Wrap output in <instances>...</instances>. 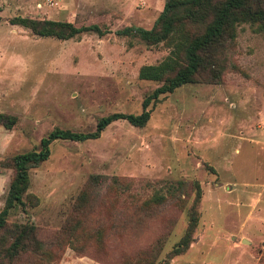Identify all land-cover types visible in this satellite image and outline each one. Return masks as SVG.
<instances>
[{"label": "rangeland", "instance_id": "1", "mask_svg": "<svg viewBox=\"0 0 264 264\" xmlns=\"http://www.w3.org/2000/svg\"><path fill=\"white\" fill-rule=\"evenodd\" d=\"M164 3L0 0V113L17 118L9 130L0 126V208L12 177L2 163L10 156L37 149L53 128L89 132L102 116L141 112L158 83L138 79V69L169 48L115 31L149 29ZM14 16L97 24L110 33L39 37L9 24ZM226 56L219 83L166 94L149 106L145 126L118 120L96 139L50 144L48 159L29 171L27 192L37 206L27 217L14 210L10 221H31L50 241L88 176L107 180L88 190L79 232L49 247L59 256L41 264H162L184 233L197 189L194 242L169 264H264V35L240 24ZM156 195L165 201L150 204L138 221L136 205ZM70 245H84V254Z\"/></svg>", "mask_w": 264, "mask_h": 264}, {"label": "trees", "instance_id": "2", "mask_svg": "<svg viewBox=\"0 0 264 264\" xmlns=\"http://www.w3.org/2000/svg\"><path fill=\"white\" fill-rule=\"evenodd\" d=\"M8 22L29 30L33 35L59 40L75 39L88 33L103 37L110 33L107 27L97 24L75 26L67 21L22 16L11 17ZM240 24H248L255 32L264 35V0H165L161 12L149 29L137 26L117 29L115 34L118 36L136 39L146 46L163 43L169 48L168 54L161 61L142 65L138 69V79L156 82L158 86L145 96L139 114L117 112L102 116L97 120L95 129L89 132L53 128L41 138L37 149L16 153L2 163L5 168L12 170V177L0 208V264H41L44 260L57 258L59 255L49 247H60L62 242L70 240L79 232L89 205L90 189L101 186L107 180L104 175L88 176L72 205L71 214L62 227L50 236V241L40 238L39 228L33 222L10 221L14 210L27 217L30 209L37 206L38 198L27 192L29 171L48 159L50 144L56 140L81 142L96 139L107 126L118 120H124L134 127H143L150 117L149 106H154L166 94L185 84L219 83L229 64L226 53L233 46L236 29ZM16 122L15 116L0 113V126L3 128L9 130ZM199 200L200 191L197 189L187 211L184 233L167 253L162 264H169L173 257L184 254L194 242ZM164 201V197L156 195L151 202L136 205L138 221L142 220V211H148L150 204L160 205ZM93 233L95 231L85 234L90 236ZM70 246L76 254H84V245Z\"/></svg>", "mask_w": 264, "mask_h": 264}, {"label": "water", "instance_id": "3", "mask_svg": "<svg viewBox=\"0 0 264 264\" xmlns=\"http://www.w3.org/2000/svg\"><path fill=\"white\" fill-rule=\"evenodd\" d=\"M242 241H244V240H242Z\"/></svg>", "mask_w": 264, "mask_h": 264}]
</instances>
